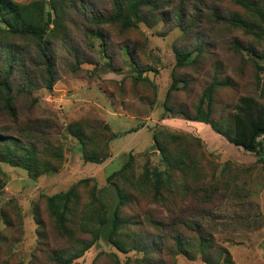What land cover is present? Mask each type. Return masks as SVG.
Here are the masks:
<instances>
[{
	"label": "rangeland",
	"instance_id": "374dc122",
	"mask_svg": "<svg viewBox=\"0 0 264 264\" xmlns=\"http://www.w3.org/2000/svg\"><path fill=\"white\" fill-rule=\"evenodd\" d=\"M12 1H39L61 25H50L43 38L55 61L52 89L39 84L41 69L27 55L23 70L33 86L15 69L13 115L0 104L1 142L33 148L41 169L31 176L0 162V264H62L71 257L79 249L77 239L88 240L94 231L92 188L109 207L115 204L106 181L112 172H119L114 182L124 200L119 238L145 240L147 249L128 245L120 252L100 240L70 264H208L195 249L189 256L179 253L177 234L187 241L196 237L177 224L183 220L197 221L228 252L231 264H264V166L209 125L164 108L193 113L213 87L211 120L231 128L239 99L264 103V60L260 65L253 60L264 58V0H154L156 8H144L143 21L128 28L109 19L111 0ZM6 36L37 61L35 42ZM176 51L188 55L182 67L176 66ZM173 80L181 83L166 100ZM72 124L82 128L84 147L69 134ZM154 134L170 150L185 152L191 166L185 176L166 170ZM171 134L179 141L170 140ZM84 149L104 160L85 162ZM129 155L131 167L122 171ZM247 167L251 170L244 171ZM146 168L160 178L147 175ZM73 185L78 186L66 223L69 236L47 199ZM214 185L217 191L208 197L204 189ZM170 220L173 227L165 225ZM210 259L220 264L219 251Z\"/></svg>",
	"mask_w": 264,
	"mask_h": 264
},
{
	"label": "trees",
	"instance_id": "16d2710c",
	"mask_svg": "<svg viewBox=\"0 0 264 264\" xmlns=\"http://www.w3.org/2000/svg\"><path fill=\"white\" fill-rule=\"evenodd\" d=\"M113 13L110 16L111 22L120 23L123 27L128 28L135 22L143 21L142 10L144 8H156L154 0H111ZM264 14V13H263ZM95 23H102L98 17H92ZM0 23L4 28L0 27V104L9 114L13 115L12 105V81L14 78L15 69L21 70L23 74V82L32 87L33 79L26 77L24 68L26 65V56H29V63L37 65L41 69V77L39 84L46 90H51L56 82V69L55 61L48 44L43 41V38L49 34L50 25H58L55 19H50V14L44 12V6L39 1H33L27 4H18L12 0H0ZM6 35L12 36L17 39H26L28 41L35 42L37 56L33 61L30 54L25 50H20L18 47L6 41ZM6 36V37H5ZM97 36H99L97 34ZM176 66L182 67L185 64V60L188 55L179 51L174 52ZM253 56V52L250 51ZM255 62L260 65L263 57L254 55ZM31 61V62H30ZM142 73V71H141ZM140 75V74H139ZM140 77V76H139ZM181 81L173 80L167 93L166 100L169 97V93L172 90H177L178 84ZM213 87H209L199 105L195 111L189 112L186 110L178 113L164 104L165 112L169 115L178 114L184 120L199 122L209 125V127L218 135L223 137L228 143L235 146H240L245 151L254 153L257 156V163H261L264 166V103L260 104L251 97H243L239 99L235 105L234 113L231 116L232 126L231 128H220L216 123L211 120L213 112ZM69 134L74 137L79 144L85 146V136L81 127L72 124L68 127ZM179 136V135H178ZM175 134L169 135V139L175 142L179 141V138ZM3 140L0 137V162H6L13 164L17 167H22L29 172L31 176H36L40 172L38 169V160L33 155L31 149L22 148L19 144H12L1 142ZM154 146L161 155V160L167 171L178 170L182 176H185L190 171L191 166L187 163L185 152L181 149L177 151L170 150L169 146L161 142L158 135L154 134L152 137ZM30 148V147H29ZM46 150V149H45ZM52 154V151L49 153ZM54 156V154H52ZM82 158L85 162L100 164L104 157H97L95 155H89L82 150ZM189 160V159H188ZM132 156H128V161L122 168V171L131 167ZM42 167V166H41ZM49 169L53 170L49 166ZM251 168L247 167L244 171H250ZM48 171V168L46 169ZM147 175H155L160 178V174L157 171H149L146 168ZM119 175V172H112L106 177L107 184L112 187V191L115 195V204L109 207L107 203L101 199L100 194L94 188L91 191V198L95 201L97 211H94L93 221L94 231L89 233V239H77L76 243L79 246L71 257L62 259V255H56L55 260L62 261V264H70L73 259H76L83 255L90 247L96 242L104 240L107 244L113 246L120 252H125L126 246L130 245L136 251L142 252L147 249L148 244H144L145 240L139 238L125 237L119 238L118 231L122 226V220L119 215V209L123 204V194L119 186L114 182V178ZM169 183H171V176L166 173ZM168 183V184H169ZM212 185V184H211ZM78 185H73L66 192L48 197L47 203L51 208L52 213L56 220L59 222L61 229L65 231L66 235L72 236V232L66 229V223L68 222V216L71 214L70 206L75 202V192ZM160 185H157V191ZM2 187L0 181V189ZM229 187V184L226 188ZM217 191L216 186L210 189H204V192L209 196H212ZM112 208V209H111ZM178 221V220H177ZM177 224L191 228L196 237L193 240H186L178 234L175 236V245L181 255L189 256V251L195 249L197 254L207 262L208 264H215L216 261H212L210 256L212 252L217 250L220 253V264H231V259L228 252L224 249H219L214 244L213 237L208 233L202 232V227L197 221H178ZM170 227L174 226L173 220L166 223ZM164 225V227H165ZM194 241V242H190ZM151 245V242H150ZM159 264V263H157Z\"/></svg>",
	"mask_w": 264,
	"mask_h": 264
}]
</instances>
